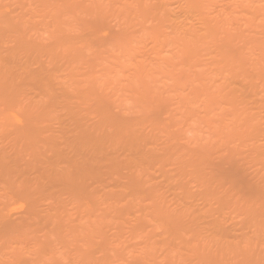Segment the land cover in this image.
Masks as SVG:
<instances>
[{"label": "rangeland", "instance_id": "374dc122", "mask_svg": "<svg viewBox=\"0 0 264 264\" xmlns=\"http://www.w3.org/2000/svg\"><path fill=\"white\" fill-rule=\"evenodd\" d=\"M0 264H264V0H0Z\"/></svg>", "mask_w": 264, "mask_h": 264}]
</instances>
